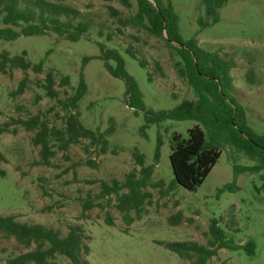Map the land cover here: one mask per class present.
<instances>
[{
  "label": "rangeland",
  "instance_id": "374dc122",
  "mask_svg": "<svg viewBox=\"0 0 264 264\" xmlns=\"http://www.w3.org/2000/svg\"><path fill=\"white\" fill-rule=\"evenodd\" d=\"M129 1L131 8L121 0L65 1L81 12L99 15L117 33L111 41L92 30L90 37L77 41L53 32L0 40V51L11 55L27 51L33 63L44 62L43 73L29 70L30 82L21 95L15 91L24 72L14 69L0 74V128L4 129L0 132V150L7 158L0 162V214H14L21 222L44 224L63 234L70 224L82 225L90 238L87 258L92 264H191L158 244V240L207 244L209 227L216 219L228 239L241 245L252 239L255 254L243 248H225L209 264H264V167L226 142L225 132L200 124L208 142L217 143L222 154L195 191L179 185L170 159L172 135L178 132L188 137V130L199 122L166 119L144 128L146 113H136L130 106L124 79L109 73L104 61L97 58L99 43L122 51L132 45L141 51L136 53L137 57L123 55L127 71L143 92L147 110H170L183 100L196 98L187 79L176 71L177 53L164 40L133 27L123 28V33L116 31L119 25L111 16L110 7L128 17L137 10L136 0ZM172 2L186 40L194 37L202 48L234 62L230 94L239 103L249 126L264 134V0H228L220 8L219 20L207 27L199 23V19L209 20L202 0ZM1 27L6 25L0 17ZM87 57L94 58L85 63ZM142 58L146 65L140 63ZM49 70L56 74L58 98L48 97L40 85ZM82 73L88 91L79 104L81 120L92 130L106 133L111 129L106 133L109 151L97 154L84 140L72 145L66 154L57 151L51 165L41 164L40 147L32 142L34 132L15 120L41 111L51 125L61 127L66 114L61 101L74 93ZM64 75L70 77V85L62 83ZM159 137L162 146L155 164ZM135 151L145 156L146 165L155 164L147 188L152 196L142 218L128 225L114 197L111 201L95 198L100 205L83 215V200L100 192L102 180H124L126 174L140 169ZM93 160L96 165L89 163ZM179 216L181 219L175 225L173 222ZM28 250L14 238L0 235V264ZM56 261L70 262L64 256H58Z\"/></svg>",
  "mask_w": 264,
  "mask_h": 264
},
{
  "label": "trees",
  "instance_id": "16d2710c",
  "mask_svg": "<svg viewBox=\"0 0 264 264\" xmlns=\"http://www.w3.org/2000/svg\"><path fill=\"white\" fill-rule=\"evenodd\" d=\"M65 1L67 0H0L1 22L6 25L0 28V40H14L21 35H46L53 32L66 40L77 41L90 37L91 30L109 41L116 36L117 33L111 30L99 15L81 12L67 5ZM121 1L128 8L132 7L129 0ZM227 2L228 0H202L209 20L199 19L200 25L207 27L217 22L220 18V8ZM136 8L135 14L123 17L119 10L110 7L111 16L116 18L119 25L116 31L123 33V28L133 27L164 40L166 45L177 53L179 59L175 61L176 71L187 79L196 98L183 100L170 110H147L143 92L135 77L127 71L123 55L128 53L137 57L136 53L141 54V51L132 45L122 51L117 47L99 43L100 55L97 58L104 61L109 73L124 79L130 106L136 109V113L140 110L146 113L147 124L144 128L150 123L166 119H189L199 122L188 130V137L178 132L172 135L170 159L175 181L187 190L195 191L208 177L222 154L217 143L208 142L206 132L200 124L225 132L226 142L257 159L260 167H264V134L255 132L249 126L239 103L230 94L233 87L230 72L234 62L223 58L216 51L202 48L194 37L186 40L180 31L179 17L172 0H136ZM165 35L177 44L170 42ZM27 55V51L17 55L0 51V74L11 73L14 69L24 72V77L15 91L18 95L23 94L28 87L30 69L36 73L44 72V62L33 63ZM92 58L94 57L85 58V63ZM140 63L146 65L143 58ZM62 83L70 85V77L64 75ZM40 85L48 97H59L56 74L53 71L46 72ZM87 91L88 85L82 73L74 93L61 101L66 110L61 127L51 125L46 113L41 111L27 119L15 120L27 131L34 132L32 142L40 147L41 164L51 165V159L56 156L57 151L66 154L72 145L80 144L84 140L89 141L87 147L93 148L97 154H106L109 151L106 133L111 132V129L106 133L92 130L81 120L79 104ZM3 131L4 129L0 128V132ZM161 146L162 140L159 137L155 164L158 163ZM134 156L140 169L126 174L124 180H102L100 192L95 197L88 195V198L83 200V215L100 205L96 203L95 198L111 201L114 197L116 207L128 225L142 218L146 204L150 203L152 196L147 188L151 185L155 164L146 165L145 156L138 151L134 152ZM4 161H7V158L0 150V162ZM89 163L96 165L94 160ZM94 182L96 181L91 180V183ZM101 207H104L103 204ZM132 212L135 216L131 215ZM180 219V216L176 217L173 223L177 225ZM0 235L14 238L20 245L29 249L4 264H58V256L68 258V264H92L87 258L91 250L88 243L90 238L80 224H70L67 233L63 234L60 229L44 224L21 222L14 214H0ZM209 236L207 244L165 240H158L157 243L189 260L191 264H209L219 250L225 248H243L249 254H255V242L252 239L243 245L237 244L228 239L226 231L216 219L212 220L209 227Z\"/></svg>",
  "mask_w": 264,
  "mask_h": 264
},
{
  "label": "water",
  "instance_id": "95a60500",
  "mask_svg": "<svg viewBox=\"0 0 264 264\" xmlns=\"http://www.w3.org/2000/svg\"><path fill=\"white\" fill-rule=\"evenodd\" d=\"M166 38L168 39L167 35H165ZM169 40V39H168ZM170 42H172L173 44H177L175 41L169 40Z\"/></svg>",
  "mask_w": 264,
  "mask_h": 264
}]
</instances>
